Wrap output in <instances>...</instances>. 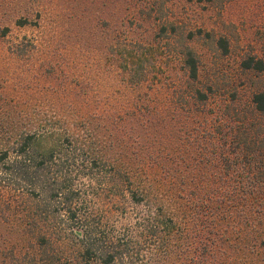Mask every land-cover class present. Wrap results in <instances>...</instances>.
<instances>
[{"label":"trees","instance_id":"16d2710c","mask_svg":"<svg viewBox=\"0 0 264 264\" xmlns=\"http://www.w3.org/2000/svg\"><path fill=\"white\" fill-rule=\"evenodd\" d=\"M133 1L0 0V39L11 24L42 29L9 39L10 59L71 45L95 70L117 69L112 88L80 89L94 80L48 60L44 85L5 91L16 105L0 110V264H180L183 239L185 264H264V133L235 120V97L195 85L190 45L177 50L180 74L164 71L157 39L176 25H147ZM217 44L228 51L223 36ZM250 103L264 113V90ZM103 204L121 216L133 205L136 223L110 232Z\"/></svg>","mask_w":264,"mask_h":264},{"label":"rangeland","instance_id":"374dc122","mask_svg":"<svg viewBox=\"0 0 264 264\" xmlns=\"http://www.w3.org/2000/svg\"><path fill=\"white\" fill-rule=\"evenodd\" d=\"M128 6L132 15H137L136 13L140 12L150 15L147 25L157 26L160 23H165L167 26L176 25L175 32L170 31L169 27L164 38L157 39L163 47L160 59H163L161 65L165 69L164 71L169 70L174 75L180 74L181 71L177 69V50L181 48L182 43L190 45L200 63L199 81L195 85L205 88L210 85L217 95L221 97L225 95L228 101L235 97L236 104L230 102L231 112L239 114L236 118L234 116L235 120L247 117V122L243 124L247 123L246 129L253 131L255 135L260 130H262L261 133H264V113L252 112L250 103L254 92L264 90V69H249L242 65V61L249 55L264 60V0H135ZM120 8L121 4L117 1L115 10L119 12ZM131 21L133 20L131 19ZM10 28V37L8 35L0 39V110L16 105L15 99L12 101L5 99V91L17 93V90L22 87L34 88L44 85L36 78L39 77V66L42 71L49 70L48 66L42 65L48 60L55 63L57 72L64 65L71 73L70 79L72 80L74 78L94 80V84L89 86L83 84L79 87L80 89L103 90L108 87L112 88V83L116 82V80L112 81L111 77L117 73L116 67L113 70H110V67L104 69L105 61L100 60L102 72L97 71V67L95 70L90 64L84 62L80 52L75 58L69 51L72 49L71 45H69L68 51L61 48L56 52L58 55L55 58H44L45 61L39 56L23 60L10 59V56L4 53L9 39L15 40L25 35L38 36L42 31L37 27H19L14 24H11ZM103 30L106 33V27H103ZM189 31L194 33L191 40L187 39ZM221 36L228 41L227 52H223L217 44V40ZM111 37L106 36L103 41L110 45ZM66 41L67 39H63L61 42ZM106 47L107 44H105ZM170 65H174V67L166 69ZM6 75H8V79H6ZM148 75L151 77L152 73L149 72ZM6 80H9L8 83ZM260 137L264 136L261 134ZM112 205L103 204L98 208L106 211L105 214L102 212V219L108 230L112 233H120L126 228L131 229L137 221L133 205L128 206V211L122 216L116 211L109 213L110 208H113ZM188 241V239L182 241L183 247L177 257L180 264H185L182 261V256ZM159 264L166 263L159 261Z\"/></svg>","mask_w":264,"mask_h":264}]
</instances>
